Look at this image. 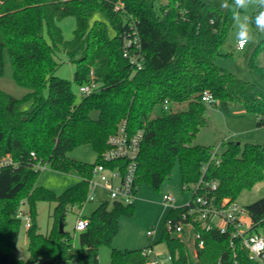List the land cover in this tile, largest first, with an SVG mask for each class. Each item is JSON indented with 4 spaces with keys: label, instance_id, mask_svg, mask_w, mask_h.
<instances>
[{
    "label": "trees",
    "instance_id": "1",
    "mask_svg": "<svg viewBox=\"0 0 264 264\" xmlns=\"http://www.w3.org/2000/svg\"><path fill=\"white\" fill-rule=\"evenodd\" d=\"M118 1L124 3L125 13L114 10ZM222 2L0 0V75L6 51L14 81L27 89L17 98L0 88V162L11 161L0 166V264H99L101 246L110 247L108 264H145L143 248L111 247L119 219L133 215L132 204L101 201L86 217L89 225L78 233L77 247L63 228L59 230L67 208L84 201L92 167L121 120H126L128 133L142 132L136 189L147 183L158 190L175 164L183 187L201 177L216 180L218 198L236 200L264 178V143L227 141L218 163L211 146L193 143L206 124L204 91L223 108L240 103L255 116L257 126L264 125V66L254 63L256 53L264 50V32L258 31L261 38L246 61L258 80H244L220 66L217 57L224 55L220 48L233 25L228 8L220 7ZM94 12L105 20L90 21ZM68 16L75 18V28L72 38L64 40L58 21ZM130 16L141 39L139 70L122 55V35ZM60 50L75 64L71 81L55 75L59 63L54 56ZM90 72L100 89L76 102L72 85L89 81ZM26 100L29 109H21ZM94 111L96 117L91 116ZM83 144L97 153L93 163L67 156ZM44 163L58 171L75 170L80 180L60 194L37 186L38 166ZM21 201H26L32 219L25 232L26 259L14 254L21 223L13 215ZM38 201L56 203L51 229L45 234L36 222ZM244 207L253 229L264 230V196ZM202 238L203 247H196L194 259L177 237L163 231L161 241L171 264H258L248 258L239 239L231 246L230 237L217 231L203 232Z\"/></svg>",
    "mask_w": 264,
    "mask_h": 264
},
{
    "label": "rangeland",
    "instance_id": "2",
    "mask_svg": "<svg viewBox=\"0 0 264 264\" xmlns=\"http://www.w3.org/2000/svg\"><path fill=\"white\" fill-rule=\"evenodd\" d=\"M254 12V9L249 8L245 14L251 16ZM92 20H105V18L100 12H94L90 21ZM58 26L64 40H70L75 28V18L73 16L65 17L58 21ZM44 38L48 43L50 42V38L45 30ZM260 38L261 34L256 31L252 41L247 43L243 49H236L237 40L235 37V25L233 23L225 43L220 48L221 53L224 55L217 57V63L239 78L244 80H258V76L248 69L246 61L252 48ZM54 58L59 63L55 75L71 81L75 64L69 62L61 50L56 52ZM254 63L255 65L264 66V50L256 53ZM0 88L17 98L22 97L27 92V89L14 81L10 58L6 51L4 52L3 73L0 75ZM72 89L76 95L77 102L81 97L78 92V85L73 84ZM29 107L30 100L22 102L20 106L21 109H29ZM91 116L96 117L97 112H92ZM205 117L206 124L198 130L193 143L196 144L198 142L201 145L206 144L207 146H211L213 152L218 157L227 141L232 140L240 142L241 144L246 142L264 143V125L257 126L255 116L244 110L243 106L238 102H230L226 108H223L218 102L212 106H206ZM67 156L76 161L86 163H93L98 157L90 144H83L74 148L68 152ZM79 180L80 175L75 170L67 172L58 171L44 163L39 167L35 184L51 190L56 194H60ZM164 194H169L174 198L172 204L176 207L185 205L191 199L192 192L190 189L182 186L177 164L174 165L169 178L161 184L158 190H154L147 183H142L137 187L135 196L131 202L134 210L133 215L119 219L118 232L111 242L112 248L132 250L146 248L151 245L154 252L160 256L168 251L165 242L161 241L164 223L169 209V207L162 205V196ZM262 196H264V178L251 189L243 191L236 199V202L242 206H246ZM100 202V200L88 201L82 207L74 205L67 208L63 230L72 237L73 246H78L79 232L74 231L76 216L81 212L82 216L89 217ZM55 205V202L49 201H38L36 203V222L39 232L45 234L51 229L53 222L52 213ZM147 231L153 232L152 238L147 236ZM257 231L264 233L262 228H257ZM25 232L26 228L21 225L14 250L15 256L21 259H26L29 256ZM183 240L188 247L191 258L194 259L192 237L189 236ZM109 259L110 247L101 246L98 250L99 264H108Z\"/></svg>",
    "mask_w": 264,
    "mask_h": 264
},
{
    "label": "built area",
    "instance_id": "3",
    "mask_svg": "<svg viewBox=\"0 0 264 264\" xmlns=\"http://www.w3.org/2000/svg\"><path fill=\"white\" fill-rule=\"evenodd\" d=\"M113 8L115 11L125 13L124 3L121 1L116 2ZM127 22L128 27L122 35V55L134 70H139L143 62L141 39L131 16ZM244 46L236 41V49L241 50ZM99 89L100 84L94 80L92 72L90 80L78 86L81 97L98 92ZM201 101L207 106L215 104L214 96L208 91L202 93ZM141 138V130L128 133L126 120L118 123L116 131L106 139V148L99 154L98 161L92 167L84 201L76 206L82 207L85 202L95 200L131 204L136 192L135 176ZM30 155L34 157L33 152ZM212 158L218 163L219 159L214 152ZM4 164H11V161L6 158L0 162V166ZM217 185L216 180H205L203 177L195 184L185 185L184 187L191 190L192 196L183 206H173L174 198L164 194L162 205L169 207L168 211L179 207L183 209L175 215L166 216L163 231L183 242V239L191 236L194 253L196 247H203V232L217 231L230 237L231 246L234 239H239L242 247L248 252V258L258 264H264V233L253 229L244 206L228 197H216ZM13 216L26 229L30 227L32 219L26 201L19 203ZM88 225V219L79 212L75 219L74 231H84ZM146 234L153 237L152 231H147ZM141 254L146 258L145 264H171V255L168 251L160 256L148 246L141 250Z\"/></svg>",
    "mask_w": 264,
    "mask_h": 264
},
{
    "label": "clouds",
    "instance_id": "4",
    "mask_svg": "<svg viewBox=\"0 0 264 264\" xmlns=\"http://www.w3.org/2000/svg\"><path fill=\"white\" fill-rule=\"evenodd\" d=\"M220 7L230 11L235 37L240 45L252 41L256 31L264 32V0H232L230 5L228 0H223ZM249 8L255 10L252 17L245 14Z\"/></svg>",
    "mask_w": 264,
    "mask_h": 264
},
{
    "label": "water",
    "instance_id": "5",
    "mask_svg": "<svg viewBox=\"0 0 264 264\" xmlns=\"http://www.w3.org/2000/svg\"><path fill=\"white\" fill-rule=\"evenodd\" d=\"M62 228H63L62 223H60L59 224V230L62 231Z\"/></svg>",
    "mask_w": 264,
    "mask_h": 264
},
{
    "label": "crops",
    "instance_id": "6",
    "mask_svg": "<svg viewBox=\"0 0 264 264\" xmlns=\"http://www.w3.org/2000/svg\"><path fill=\"white\" fill-rule=\"evenodd\" d=\"M245 46H246V45H245ZM245 46H244V47H245ZM195 137H196V135H195ZM195 137H194V140H195ZM194 144H195V143H194ZM196 144H198V142H197ZM200 144H201V143H200ZM202 145H206V144H202ZM193 253H194V252H193ZM194 255H195V253H194Z\"/></svg>",
    "mask_w": 264,
    "mask_h": 264
}]
</instances>
